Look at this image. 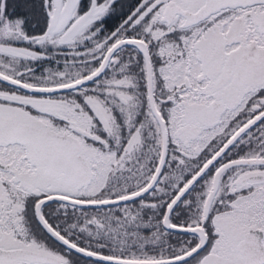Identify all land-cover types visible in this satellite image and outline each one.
Returning <instances> with one entry per match:
<instances>
[{"label": "snow or ice", "instance_id": "snow-or-ice-1", "mask_svg": "<svg viewBox=\"0 0 264 264\" xmlns=\"http://www.w3.org/2000/svg\"><path fill=\"white\" fill-rule=\"evenodd\" d=\"M0 264H264V0H0Z\"/></svg>", "mask_w": 264, "mask_h": 264}]
</instances>
